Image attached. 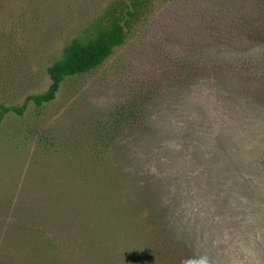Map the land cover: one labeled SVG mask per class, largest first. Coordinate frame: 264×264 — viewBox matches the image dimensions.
<instances>
[{
    "label": "trees",
    "instance_id": "trees-1",
    "mask_svg": "<svg viewBox=\"0 0 264 264\" xmlns=\"http://www.w3.org/2000/svg\"><path fill=\"white\" fill-rule=\"evenodd\" d=\"M163 1L101 4L48 67L52 83L46 92L28 96L23 105L0 103V130L9 114L27 117L31 104L40 110L54 103L69 79L101 71L149 30ZM242 4L237 3V22H204L198 40L184 45L177 65L168 58L164 70L158 62L150 74L127 82L125 101L105 121L68 140L30 133L43 163L31 165L20 185L0 188V264L196 261L193 254L188 256L193 261L184 259L186 248L178 245L179 237L190 238L185 214L174 212L170 221L167 206L150 197L161 183L150 157L157 163L167 155V144L159 142L161 151L154 155L149 149L162 135L159 130L155 135L158 125L191 115L187 99L206 83L221 96L237 93V104L241 95H249L256 99L253 110L264 109L259 106L264 100V0H251L247 8ZM192 118L185 121L189 130ZM208 137L193 140L197 144ZM177 157L191 158L183 148Z\"/></svg>",
    "mask_w": 264,
    "mask_h": 264
},
{
    "label": "rangeland",
    "instance_id": "rangeland-1",
    "mask_svg": "<svg viewBox=\"0 0 264 264\" xmlns=\"http://www.w3.org/2000/svg\"><path fill=\"white\" fill-rule=\"evenodd\" d=\"M107 1L0 0V103L23 105L28 96L46 92L52 83L48 67ZM250 2L165 0L149 30L101 71L69 79L54 103L40 110L31 104L27 117L9 114L0 130V175L6 177H0V188L20 185L31 165L43 163L30 133L68 140L105 121L125 101L127 82L150 74L158 62L164 70L168 58L177 65L184 45L198 40L204 22H237V3L247 8ZM187 100L194 129L186 128L189 113L186 120L179 118L183 125L175 118L156 128L155 135L158 130L162 135L149 151L160 152V142L168 153L157 163L150 157L161 180L150 197L167 206L170 221L174 212L185 214L190 238L178 239L186 248L184 259L193 261L188 259L193 254V264H264V109L253 110L256 99L246 94L237 104V93L221 96L212 83ZM259 106L264 108V100ZM205 133L204 145L196 144L193 139ZM182 148L191 158L177 157Z\"/></svg>",
    "mask_w": 264,
    "mask_h": 264
}]
</instances>
